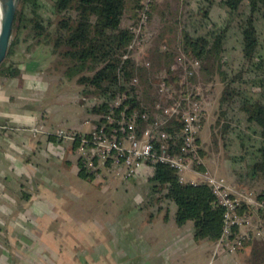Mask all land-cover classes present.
<instances>
[{"label":"rangeland","instance_id":"374dc122","mask_svg":"<svg viewBox=\"0 0 264 264\" xmlns=\"http://www.w3.org/2000/svg\"><path fill=\"white\" fill-rule=\"evenodd\" d=\"M138 1L125 0L123 26L134 27V22L139 17L137 15ZM152 1L153 4L151 7L149 6V14H147L149 18L147 23L148 37L136 52V56H140L139 62H132L130 67L132 74L138 75L140 78V102L148 108L154 105L157 95L153 83H156L157 79L153 80L152 76L158 75L166 69L172 56L183 51L185 34L194 37L210 35L216 27H225L227 35L224 42V52L220 58L203 62L202 68L194 79V82L204 93L206 109L200 140L201 157L204 163L194 169L197 172L210 171L216 176L223 177L238 190L252 191L257 195L264 194V161L262 157L264 135L261 127L249 120V113L245 111L246 107L254 102H264V72H258V69L256 72L252 69L250 60L245 59L242 53L241 28L244 19L249 14L248 6L242 4L234 15H229L228 8L220 4L223 0H215L211 6L205 0ZM35 2L38 4V8L34 20L39 23L41 21L40 29L21 30L19 33L20 42L16 49L19 50L20 46L29 50L37 46L40 51L45 48L48 50L49 55L46 52L45 55L49 60L46 67L43 66L35 71V75L32 77L26 75L25 67L22 66L18 69L20 71L19 78L24 82L34 83L31 88L33 92H35L33 89H42L50 93L59 90V94L63 91L59 101L60 103L61 101L64 102L63 116L71 121L76 118V121L85 124L82 128L83 132L92 131L101 114L96 107L104 99L99 88L90 84H81L78 81V74L83 72L84 75L92 76L95 70L100 69L102 65H99L97 60L92 59L87 60V62H79L76 56L68 54L69 50H73L71 47L60 40L58 43L55 42V31L61 19L54 12L53 6L56 0H35ZM209 6L210 16L205 20L202 15L203 9L209 10ZM18 7H20V3ZM71 14L73 18L71 25L76 26L77 12L72 11ZM26 16L32 17L29 9L26 11ZM90 19L95 20V16L92 15ZM256 20L260 38L264 42V16L257 15ZM46 34L50 35L49 39L46 38ZM63 34L67 37L70 32L63 31ZM163 46L167 47L166 52L162 50ZM139 51L142 53L139 54ZM167 52L170 53V56ZM143 60L149 62L150 68L142 66ZM6 61L13 62L10 57L6 58ZM173 62L174 59L172 64ZM14 64L16 65V63ZM16 67L18 68V66ZM8 74L6 69L0 70V77ZM260 79L263 80L259 84ZM25 84L28 85V83ZM64 84H67L65 89ZM79 86L82 88L77 94L70 90ZM84 110L89 114L77 115V112H84ZM87 122L89 123L86 124ZM58 129L59 127H54V131L57 132ZM184 178L186 182L204 180L202 175L191 171L187 172ZM91 179L89 178V180ZM115 179L108 177L104 181H97L99 185L100 183L107 185L108 182ZM120 180L123 181V179H119V183L115 182L113 186L106 189L96 186L97 182L95 183V181L93 183L84 181V187L79 188L77 194L71 196L68 202L69 208L66 207L67 210L57 212L58 218L52 223L53 228H46L44 222L41 223L40 220H36V225L32 224L33 226H27L21 230L20 244L6 243L5 264H61V247H65L66 252L68 251L67 255L73 253L82 264L90 263L91 255H88V252H94L101 247L96 244V241L98 240L97 243H99L100 238H110L109 222L111 216L117 217L123 214L122 207L132 203L127 199L128 196L126 197L129 192L131 193V190L120 188L122 187ZM153 184L149 180L144 186H134L135 191L143 196L145 202L141 205L143 210H150L148 213L154 217L159 214L158 207L165 206L167 209L171 207L175 210L176 205L174 203L159 199V194L152 192ZM102 196L104 202L100 205L99 200L102 199ZM151 197H154L152 203L154 206L147 204ZM23 214L26 215V213ZM55 216L57 217L56 213ZM26 218L28 220V215ZM64 218L69 221L70 229L64 230L60 227L61 220ZM191 223L194 231V223ZM48 229H53L52 234L58 238V241L61 240V237H68L67 239L70 241L76 239L77 243L66 246L54 245L52 248L54 252H50L44 242L47 237L45 230ZM208 243L213 246L216 245V242L213 244L212 241H209ZM256 244L251 242L235 253L213 254L212 251L206 263L249 264ZM35 248L37 249L36 253H34ZM70 249L74 251L71 252ZM52 253H54L53 260L50 258ZM31 255L38 259L31 260ZM189 263L199 264L200 262L196 261L194 257H190Z\"/></svg>","mask_w":264,"mask_h":264},{"label":"crops","instance_id":"0c3cea01","mask_svg":"<svg viewBox=\"0 0 264 264\" xmlns=\"http://www.w3.org/2000/svg\"><path fill=\"white\" fill-rule=\"evenodd\" d=\"M16 48L10 55L11 61L16 63L18 69L25 67L26 75L32 77L35 71L46 67L49 59L45 55L48 51L45 48L41 51L37 46L31 48L32 51L23 46L19 50ZM19 74L0 77V125L11 128L8 132H0L1 264L6 261V243L20 244L21 230L32 224L36 225V220L44 222L46 228H53L52 223L57 221L58 213L67 210L71 196L84 187V181H95L96 186L106 189L119 180L99 185L98 181L89 178L86 180L80 175L75 145L70 141L59 140L54 127H59L58 130L83 132L85 124L76 121V118L71 121L63 116L64 102H59L63 91L59 94V90L50 93L33 89V92L31 88L34 83L24 82ZM63 86L65 89L67 84ZM81 88L79 86L70 90L77 94ZM86 114L89 113L85 110L77 112L81 116ZM36 125L43 126L42 133L34 134L29 131ZM150 179L141 173L136 178L120 180V188L131 190L126 197L132 203L122 207L123 214L111 216L110 238H100L99 243L96 241L101 247L88 252L91 255L88 264H190V257H194L199 264H209L206 262L212 251L215 254L216 245L213 246L207 240H197L191 221L179 226L175 217L177 207L175 210L171 207H158L159 214L155 217L148 213L150 210H143V196L135 191L134 186H144ZM103 202L102 196L99 204ZM55 213L57 217H54ZM61 221L62 229L71 228L68 220L64 218ZM48 230H45L47 237L44 242L50 252H54V245L77 243L76 239L70 241L68 237H61L58 241L52 234L53 229ZM36 250L35 248L34 253ZM60 250L61 264H82L71 253L74 250L70 249L71 254L68 255L65 247ZM53 255L54 253L51 260ZM30 259L38 258L31 255ZM46 259L48 260L47 257Z\"/></svg>","mask_w":264,"mask_h":264},{"label":"built area","instance_id":"2783aa9c","mask_svg":"<svg viewBox=\"0 0 264 264\" xmlns=\"http://www.w3.org/2000/svg\"><path fill=\"white\" fill-rule=\"evenodd\" d=\"M149 1H145L147 10ZM148 20L143 10L131 27V41L124 60L139 62L136 52L148 37ZM162 50L168 49L163 46ZM142 66L150 68L147 60H143ZM200 69L199 60L181 54L168 69L152 76L153 80L157 79L153 83L157 99L151 108L140 102V109H131V89L117 88L108 111L100 114L92 131L60 129L56 134L61 141L77 144L81 168L96 181L108 177L132 179L141 173L151 178L156 168L164 165L178 173L181 183L205 184L222 208V235L216 242L215 254L235 253L248 243L264 239L261 216L264 199L252 191L238 190L210 171L194 169L204 163L200 140L206 115L205 97L194 82ZM128 86L139 87V76L133 75ZM9 130L8 125H0V132ZM43 130L41 125L29 129L34 134ZM189 171L202 175L204 180L186 182L184 175Z\"/></svg>","mask_w":264,"mask_h":264},{"label":"trees","instance_id":"16d2710c","mask_svg":"<svg viewBox=\"0 0 264 264\" xmlns=\"http://www.w3.org/2000/svg\"><path fill=\"white\" fill-rule=\"evenodd\" d=\"M205 1H208L210 6L215 3V0ZM152 4L153 1H149L148 8ZM220 4L228 8L229 15H234L242 4L248 6L249 14L244 19L241 28L242 53L245 59L250 60L252 69L256 72L258 70V72H264V42L260 38L256 20L257 15L264 16V0H223ZM125 6V0H56L53 6L55 14L61 17L55 31V42L58 43L60 40L71 47L74 51L69 50L68 54L76 56L79 62H87V60L92 59L97 60L98 64L102 65L100 69L95 68V73L92 76L84 75L83 72L78 74V81L81 84H90L100 89V94L104 99L96 107L100 113L108 111L109 102L114 97L117 88L120 91L130 88L133 94L129 101L130 108L140 109L139 87L132 88L128 86L129 81L133 78L130 68L132 60L123 59L127 46L131 41V27L123 26ZM210 6L209 10L203 9L202 15L205 20L210 16ZM37 8L38 4L35 0L34 2L33 0L20 1V7H18L15 17L13 40L7 58L15 51L20 42L19 33L21 30L40 29L41 21L39 23L34 20ZM28 9L32 13L31 18L26 16ZM143 10H146V13L149 14V10L145 6V0H139L137 15ZM72 11L77 12L78 15L75 18L77 20L76 26L71 25L73 18L70 13ZM92 15L95 16V20L90 19ZM63 31H68L70 34L65 37ZM226 35L227 29L225 27H216L210 35L194 37L185 34L183 51L178 55H173L166 68L168 69L173 59L175 62L181 54L187 58L199 60L202 68L203 62L220 58V55L224 52ZM45 36L47 39L50 37L49 34ZM168 54L170 56V53ZM3 69H6L9 76L19 74L18 68L13 62L5 60L0 66V70ZM262 80L260 79L258 83L260 84ZM245 111L249 113V120L261 127L264 135V102H254L246 107ZM74 145L77 147V144ZM262 157L264 161V148L262 149ZM80 175L85 179L92 178L81 166ZM150 180L154 183L152 192L159 194V199L168 200L176 205L175 217L179 226L191 221L194 223V236L197 240L217 242L220 239L223 220L222 208L218 206L216 199L205 184L181 183L178 173L164 165L156 168ZM257 197L264 199V194H258ZM153 200L154 197H151L148 204H152ZM261 216L264 220V209L261 211ZM253 243L257 244L252 251L249 264H264V240H255ZM243 248L245 247L243 246Z\"/></svg>","mask_w":264,"mask_h":264},{"label":"water","instance_id":"95a60500","mask_svg":"<svg viewBox=\"0 0 264 264\" xmlns=\"http://www.w3.org/2000/svg\"><path fill=\"white\" fill-rule=\"evenodd\" d=\"M21 0H5L0 34V66L6 60L14 31L15 17Z\"/></svg>","mask_w":264,"mask_h":264},{"label":"bare ground","instance_id":"6f19581e","mask_svg":"<svg viewBox=\"0 0 264 264\" xmlns=\"http://www.w3.org/2000/svg\"><path fill=\"white\" fill-rule=\"evenodd\" d=\"M4 3H5V0H0V34H1V25H2Z\"/></svg>","mask_w":264,"mask_h":264}]
</instances>
